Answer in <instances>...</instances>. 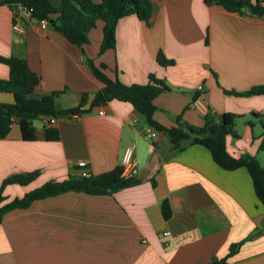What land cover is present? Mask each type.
<instances>
[{
	"label": "crops",
	"instance_id": "0c3cea01",
	"mask_svg": "<svg viewBox=\"0 0 264 264\" xmlns=\"http://www.w3.org/2000/svg\"><path fill=\"white\" fill-rule=\"evenodd\" d=\"M149 1V21L135 14L120 18L114 48L102 53L104 23L98 20L84 53L104 64L108 77L125 84L147 83L150 74L163 79L168 90L154 98L152 117L166 128L177 125V116L200 127L208 112L240 115L237 136L226 135L225 149L233 157L253 156L264 168V118L252 114L264 115V94L225 92L264 86V16L228 12L204 0ZM12 20V10L0 6V56L26 59L39 76L36 95L59 91L55 106L64 110L101 88L80 48L62 34L40 27L23 11L16 20L22 33L13 30ZM159 51L172 63L160 65ZM8 73L0 62V78ZM13 100L11 93L0 92V102ZM100 107L104 115L98 114ZM33 124L34 140L22 138L17 122L0 138V187L11 175L38 171L27 184L5 185L7 200L77 175L79 160L87 162L92 175L107 172L120 165L129 145L137 183L113 194L66 191L5 212L0 264H203L224 257L231 243L256 229L261 233L244 241L226 264H264V206L245 167H220L205 146L190 139L177 149L159 131L147 138L145 117L116 99L81 113L78 120L56 118V140L46 139L44 118ZM164 200L168 218L162 213Z\"/></svg>",
	"mask_w": 264,
	"mask_h": 264
},
{
	"label": "trees",
	"instance_id": "16d2710c",
	"mask_svg": "<svg viewBox=\"0 0 264 264\" xmlns=\"http://www.w3.org/2000/svg\"><path fill=\"white\" fill-rule=\"evenodd\" d=\"M207 5H218L228 12L248 14L251 16L264 15V0H204ZM6 5L13 12L15 23L21 11H15L14 7H21L27 10L29 19L47 21V26L62 36L71 44L80 48L83 60L89 68L92 76L101 84V88L95 92L89 108H84L87 95H82L78 106L59 110L55 106V96L59 91H52L41 95L35 94V87L39 83V76L27 65L23 57L0 56V62L9 68L6 78H0V92L11 93L13 102H0V138L5 137L11 125L17 122L24 140H34L35 126L33 121L37 118H58L68 112H89L95 106H103L109 101L116 99L128 102L141 113L146 123L155 130L165 134L171 141L174 148L179 149L181 142L190 139L191 143L205 146L211 153L213 160L222 168L232 170L238 167H245L251 176L255 193L264 206V168L259 160L253 156L241 155L231 156L225 149L226 135L237 136L235 132V118L240 116L233 113H211L204 116V124L200 127L192 126L177 116V125L166 128L153 119V112L156 106L154 98L161 92L168 90L163 79L149 75V80L144 84H125L118 79H112L104 72V64H95L92 59L84 53L83 46L89 42L88 32L96 26L98 20L103 21L102 41L99 53L115 46V31L120 18L135 14L140 20L148 22L153 13V7L149 0H60L58 6H53L49 0H0V6ZM24 12V11H23ZM205 42L208 40L206 38ZM157 62L166 66L172 61L165 58L159 51L156 55ZM234 95L264 94V86L251 87L242 92L225 91ZM253 116L264 118V115L252 113ZM262 126L264 128V119ZM252 125V121H247ZM45 137L48 140H56L58 131L52 124L45 128ZM262 147V145H261ZM122 166L117 165L113 169L90 177L80 175H69L62 181H47L37 188L26 192L22 197L7 200L3 195V188L7 184H27L33 180L38 171L15 174L3 180L0 187V218L12 209H25L38 199L55 196L66 191H78L92 195L113 194L114 192L137 183L133 178L124 179L121 176ZM162 213L168 218L170 211L167 200L162 202ZM261 233L256 229L247 237L231 243L226 255L219 260L213 261L216 264H226L227 259L234 255L239 247L246 240H251ZM207 262L203 264H213Z\"/></svg>",
	"mask_w": 264,
	"mask_h": 264
},
{
	"label": "built area",
	"instance_id": "2783aa9c",
	"mask_svg": "<svg viewBox=\"0 0 264 264\" xmlns=\"http://www.w3.org/2000/svg\"><path fill=\"white\" fill-rule=\"evenodd\" d=\"M264 16V15H263ZM38 24L40 27H46L47 26V21L45 19H41L38 20ZM13 30H15L18 33H22L23 29L22 27L19 25V23H17V21L15 23H13L12 25ZM200 88V87H198ZM104 109L103 107H100L98 110V114L99 115H104ZM66 117H68L69 119L72 120H78L81 116V113L79 112H68L65 114ZM45 119V118H44ZM55 118L51 117V118H46L45 119V123L46 125H50V124H54L55 122ZM143 132L144 135L149 138V139H153L157 136L158 132L157 130H155L152 126L146 124V126L143 128ZM133 146L129 145L126 146L123 150V153L121 155V160H120V165L122 166V172H121V176L124 179H128V178H133L137 175V165L135 162V159L133 157ZM75 166L79 169V173L78 175L82 176V177H90L91 173L89 171V168L87 166V162L85 160H79L75 163ZM163 234H169V231H165L163 232Z\"/></svg>",
	"mask_w": 264,
	"mask_h": 264
},
{
	"label": "water",
	"instance_id": "95a60500",
	"mask_svg": "<svg viewBox=\"0 0 264 264\" xmlns=\"http://www.w3.org/2000/svg\"><path fill=\"white\" fill-rule=\"evenodd\" d=\"M14 10H15V11H24V12H27V10H25L24 8L17 7V6L14 7ZM93 98H94V94L92 93V94L89 95V97H88L86 103L84 104V108L87 109V108L90 107V104H91V101H92ZM213 264H216V263L213 262Z\"/></svg>",
	"mask_w": 264,
	"mask_h": 264
}]
</instances>
